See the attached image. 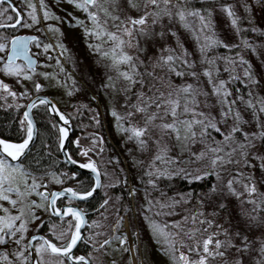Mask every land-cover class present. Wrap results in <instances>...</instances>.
<instances>
[{
	"label": "rangeland",
	"instance_id": "obj_1",
	"mask_svg": "<svg viewBox=\"0 0 264 264\" xmlns=\"http://www.w3.org/2000/svg\"><path fill=\"white\" fill-rule=\"evenodd\" d=\"M16 1L19 33L38 26L40 63H50L30 72L0 61V92L24 101L45 88L76 124L75 158L101 167L85 231L101 244L91 264H264V0H202V10L193 0H97L94 48L63 26L82 3ZM4 11L0 24L17 18ZM245 15L259 18L260 40L241 37ZM42 173L0 158V239L5 231L14 255L3 264H21L26 238L46 224L58 243L74 235L77 217L49 221L41 195L65 171ZM174 178L187 185L171 192ZM123 190L132 195L121 202ZM36 249L40 264H66Z\"/></svg>",
	"mask_w": 264,
	"mask_h": 264
},
{
	"label": "water",
	"instance_id": "obj_2",
	"mask_svg": "<svg viewBox=\"0 0 264 264\" xmlns=\"http://www.w3.org/2000/svg\"><path fill=\"white\" fill-rule=\"evenodd\" d=\"M2 27H11V25L0 24V28ZM29 38H30L29 36H24V37L17 36L11 40L10 50L8 53V60H14L16 57H20L23 60H25L28 65L30 66L33 65L34 60L27 52V41ZM39 100H42L46 103L49 114L55 118V121L58 125L59 131L61 134L60 154L63 160L75 170L89 175L93 179L94 184L91 190L85 194L72 193L71 190H69L68 188H62L60 190H53L51 192V195L49 197V205H50L51 214L53 216L62 217V216H66V215L73 214V213L79 216V222L76 228L75 235L66 247L55 248L54 246H51L41 235H35L33 237L40 238L43 244L45 245V247L48 248L51 252L65 254L70 264H88V260L84 257H79L75 260L72 259L71 257V253L77 247L79 241L82 239V236H83L84 227L86 223L85 213L75 204L63 205L61 206L60 210H56L55 205H54V199L58 196H66L76 201L90 200L98 194L100 186H101L100 173L94 165L92 164L82 165L79 162L72 159L68 155L67 147H68V143H69V140L73 132L72 124L69 118L67 116H63L62 118L59 115V112L57 110L55 103L51 101L48 97L42 96V95L33 97L27 103L24 109V116L28 120L30 131H29V136L27 137V139L24 142L18 144L21 147L23 146L22 151L19 152L18 154L10 153L8 149L10 147L15 146V144L13 142L0 139V154H2L5 158H7L8 160L12 162L18 161L26 154L28 149L34 143L36 139V135H37V126H36L35 120L32 115V106ZM29 244H30L31 264H36L34 250H33L31 241L29 242Z\"/></svg>",
	"mask_w": 264,
	"mask_h": 264
},
{
	"label": "trees",
	"instance_id": "obj_3",
	"mask_svg": "<svg viewBox=\"0 0 264 264\" xmlns=\"http://www.w3.org/2000/svg\"><path fill=\"white\" fill-rule=\"evenodd\" d=\"M189 5H192L193 8H199L201 10L202 8L205 9L210 6L209 1L202 0H193L192 3H189ZM243 21H246V25L245 27L241 26V37L247 40H260L262 36L260 33L257 34L256 32V28H261L259 18L252 17V15H245L241 17V25ZM233 84L235 86H241L240 82L237 80ZM22 109L23 106L21 107L20 104L16 102L14 103L9 97L3 98L0 96V137L14 141L21 140L24 137L25 128L22 127L23 122L21 123L20 121ZM39 110L40 109L35 110V118L38 129L37 136L34 144L22 159L23 167L33 174H39L41 172L44 174L49 170H54L55 172L63 170L65 171L63 174L65 176L70 173L71 170L67 168L59 154L57 131L54 125L50 123L47 114L45 112L42 113L41 111L38 112ZM78 176L83 177L84 175L79 174ZM203 180L204 179L192 182L191 185H193V190L204 186V183L206 182H202ZM83 182L84 184H82V189H88L91 184V182H89V178L84 176ZM175 182L176 186H180L181 189L187 185L183 180L179 182L176 180ZM94 202L95 199L89 201L90 204H94ZM76 252L85 253L80 246L77 248Z\"/></svg>",
	"mask_w": 264,
	"mask_h": 264
},
{
	"label": "flooded vegetation",
	"instance_id": "obj_4",
	"mask_svg": "<svg viewBox=\"0 0 264 264\" xmlns=\"http://www.w3.org/2000/svg\"><path fill=\"white\" fill-rule=\"evenodd\" d=\"M9 1H11V3H13L15 6H17V1L16 0H9ZM36 1L37 0H35V3L38 5L39 3H37ZM65 1L69 4V6H71V3L73 1V2H75V4H77V2L82 3V5L84 7L75 8L76 9L75 10V14H71L69 11H64V16H62V18H64L63 26L66 27V29L69 32H72V30L78 31L81 34V37H80V35H78V38L80 37L79 39L81 40V44L84 45V44L87 43V45H90V46H92L94 48V45H92V44H94L95 42H98L99 39H101L103 37V35L100 34L102 32L98 30L99 27H100V20L97 18L96 14H92L95 11V7L94 6H95V1H97V0H92L90 4H86L84 2V0H65ZM23 2H27V1L23 0ZM1 3L8 4L9 6L11 5L8 2V0L0 1V4ZM87 11L89 12V14H87ZM21 13L22 14H21L20 23H19V26H18L17 31H16L17 34H22V33H19V30L23 26V23H22L23 21L22 20L24 18V12H23L22 8H21ZM41 20H42V18L40 19V21ZM36 27L38 29V26H36ZM35 28L31 30L32 33H23V34H33V35H35V38L30 42V50L32 51V55H34L36 60H37V64H36V67L34 68V70H37V72H39L40 68L42 69V68L48 67L49 66L48 63H50V61H48V57H47L46 58L47 62L43 63L46 66L45 65H41V63H40L41 62L40 59H42L41 55H43L42 54V45L44 43V39L43 38L41 39V37H44L45 35H43L42 32H38V30H35ZM85 40H86V43H85ZM97 167L99 169L101 168L98 163H97ZM85 177L89 178V182L92 181L91 177H89V176H85ZM75 180L77 181L78 185L84 184V182H83L84 181V176L83 177H79L78 176ZM123 191L127 192L126 190H123ZM124 196H125L124 198L127 197V195H124ZM94 199H95L94 204H90L89 203L90 200L85 202V203L82 202V203L78 204L87 213V216H91L92 212L94 211L95 204L99 202L100 195L99 196L97 195ZM68 202L69 201L67 199H64V198L56 199V205L57 206H61L62 204H65V203H68ZM122 202H124V200ZM86 246L89 247L88 244L82 243L80 247L84 251H87L86 250Z\"/></svg>",
	"mask_w": 264,
	"mask_h": 264
}]
</instances>
